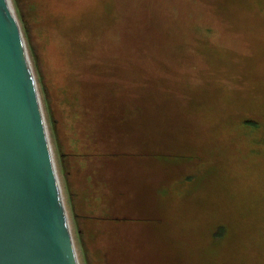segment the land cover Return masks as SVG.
<instances>
[{
	"label": "rangeland",
	"instance_id": "374dc122",
	"mask_svg": "<svg viewBox=\"0 0 264 264\" xmlns=\"http://www.w3.org/2000/svg\"><path fill=\"white\" fill-rule=\"evenodd\" d=\"M11 1L79 263L86 264L72 194L83 215L104 206L90 188L89 168L101 161L77 155L83 142L76 129L82 125L77 86L85 81L95 88L145 85L143 117L152 141L170 154L151 161L152 219L131 230L134 264H264L262 0L229 4L231 22L217 12L215 0ZM113 63L122 74L127 67L142 71L140 81L120 76L116 66L112 71ZM164 162L175 169L170 174L186 172L193 179L173 176L160 183L157 167ZM144 201H135L136 212Z\"/></svg>",
	"mask_w": 264,
	"mask_h": 264
},
{
	"label": "water",
	"instance_id": "95a60500",
	"mask_svg": "<svg viewBox=\"0 0 264 264\" xmlns=\"http://www.w3.org/2000/svg\"><path fill=\"white\" fill-rule=\"evenodd\" d=\"M0 264H80L11 0H0Z\"/></svg>",
	"mask_w": 264,
	"mask_h": 264
},
{
	"label": "trees",
	"instance_id": "16d2710c",
	"mask_svg": "<svg viewBox=\"0 0 264 264\" xmlns=\"http://www.w3.org/2000/svg\"><path fill=\"white\" fill-rule=\"evenodd\" d=\"M213 2L218 7L217 12L231 22L232 18L235 20L232 15L234 11L228 5L243 4L246 1ZM262 2L264 4V0ZM233 28L237 29L235 26ZM113 65L111 70L115 71L117 68L119 75L129 78L127 80L136 82L141 77L142 71H133L132 67H127L122 74L123 69L115 63ZM144 86L105 83L102 87L95 88L85 81L77 86L80 110L76 120L82 125L76 129L83 141L80 143L81 152L77 155L78 158L101 161L99 166L89 168V173L92 172L90 188L94 194H101V203L104 205L98 212L83 215L79 209L80 199L72 194V198L79 203L73 202V215L86 264H106V261L107 264L137 263L134 254L133 257L129 255L131 230L141 227V222L152 219L147 213L154 201V170L151 169V161L168 158L170 154L161 150L150 136L151 128L143 117L148 101L142 91ZM142 164L146 166L138 176L137 171ZM157 168L163 171L160 183L167 181L166 177L173 176L184 178V181L193 179L186 172L183 174L175 171L170 174L175 169L166 162ZM104 171L108 173L105 174ZM131 177H135L134 183L131 182ZM137 200H145L139 205L142 211L139 213L133 207Z\"/></svg>",
	"mask_w": 264,
	"mask_h": 264
}]
</instances>
